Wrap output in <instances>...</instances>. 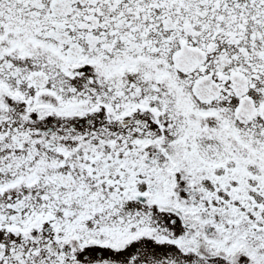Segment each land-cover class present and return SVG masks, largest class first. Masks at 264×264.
Listing matches in <instances>:
<instances>
[{
  "label": "snow or ice",
  "instance_id": "snow-or-ice-1",
  "mask_svg": "<svg viewBox=\"0 0 264 264\" xmlns=\"http://www.w3.org/2000/svg\"><path fill=\"white\" fill-rule=\"evenodd\" d=\"M0 264H264V0H0Z\"/></svg>",
  "mask_w": 264,
  "mask_h": 264
}]
</instances>
